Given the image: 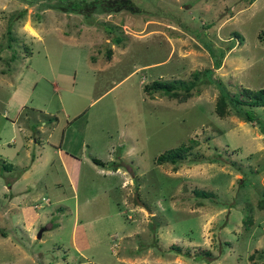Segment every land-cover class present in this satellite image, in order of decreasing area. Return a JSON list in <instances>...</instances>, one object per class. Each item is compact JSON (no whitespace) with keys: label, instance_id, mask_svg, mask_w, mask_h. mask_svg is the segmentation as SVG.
Masks as SVG:
<instances>
[{"label":"rangeland","instance_id":"1","mask_svg":"<svg viewBox=\"0 0 264 264\" xmlns=\"http://www.w3.org/2000/svg\"><path fill=\"white\" fill-rule=\"evenodd\" d=\"M54 1L0 0V264H169L234 234L264 259V133L232 99L264 88V0ZM196 70L177 98L144 89ZM240 106L264 128V104Z\"/></svg>","mask_w":264,"mask_h":264},{"label":"trees","instance_id":"2","mask_svg":"<svg viewBox=\"0 0 264 264\" xmlns=\"http://www.w3.org/2000/svg\"><path fill=\"white\" fill-rule=\"evenodd\" d=\"M64 2L59 3L58 0L54 1V3L50 6L57 7V8H66L67 10H76L79 11L78 8L81 7L80 11L81 13H84L85 15L89 12H100V11H117L121 8L129 10L130 12H135L137 9L134 8L130 2V0H103V2L95 7L94 4H90V6L83 7L82 3L79 0H63ZM261 34L264 36V29L261 30ZM235 34H238L235 32ZM239 35V34H238ZM206 48L210 52V55L212 57V61L214 62V65L217 67L220 63V51H214L213 48H211L209 45L206 44ZM110 49L107 48L106 52H109ZM219 53V54H218ZM199 71V70H198ZM198 71H193L191 74V78L189 80L184 81L182 78H172L168 80H152L149 84L144 85V89L148 90L150 88L154 89H160L161 91H164V93L168 94L172 97H179L178 90L179 88L184 89L186 92L190 90L195 84L199 82V75ZM211 71V68L209 67H203L201 70V74H203L205 77H209L208 74ZM243 90L245 91V96L247 95L248 98L240 99L236 96H233V102L237 103L238 105L243 106H256V105H263L264 104V88H258L256 90H250L249 88L243 87ZM221 99L218 100V105H216V111H218L219 115H222L226 113V108L223 106V98L225 99V95L223 94L221 90ZM227 97V95H226ZM239 105V108L242 109V114L247 120H256L260 127V131L264 133L263 128V122L258 119L252 112L246 110L245 108H241ZM182 145L175 146L173 148H169L161 153H159L156 157L157 160H170L175 161L176 157L179 155L180 157L183 155V151L185 150L186 146L182 149ZM92 160L96 163H99L100 160L92 157ZM2 167H10V163H3ZM195 194L201 195V196H208L206 191L204 190H194ZM251 257V255H250Z\"/></svg>","mask_w":264,"mask_h":264},{"label":"crops","instance_id":"3","mask_svg":"<svg viewBox=\"0 0 264 264\" xmlns=\"http://www.w3.org/2000/svg\"><path fill=\"white\" fill-rule=\"evenodd\" d=\"M24 136H27V135H24ZM28 137H30V135H28ZM35 141L36 139L33 138V142ZM61 141L62 139L59 141L57 148L55 150L53 149L52 151H55L57 155H59L61 162H62V167L65 171V176L68 177L69 180L70 179L72 180L71 187L75 188L77 181L79 179V175H80L79 171H80L82 161L78 156L72 154L71 152L67 150H64L68 156L66 160L65 157L61 155V151H62L61 149L62 147L60 146ZM41 148L44 149L43 146H41ZM38 156L40 157L41 154L39 153ZM89 164L94 165L96 164V162L92 160ZM115 171L116 170H114V172ZM56 184H59V183H56ZM74 194L75 193L73 192V195ZM74 220H75V217H74ZM83 222L84 221H82L81 223ZM231 222H232V225L235 226L236 225L235 223H237L238 220H234ZM72 224H74L75 227L80 226L78 220H76V223H72ZM228 226H231V224L228 223ZM245 232L246 231L244 230V233ZM85 234L86 232L84 233V235ZM248 238L249 237L247 236L242 237L241 235L236 236L234 234L232 238L227 237L226 240H229V242L225 241V246L219 247L218 250H216L215 246H212V248H208V249L204 248L203 250L197 251L196 253H193V254L192 252L185 254V252L182 251L181 248L176 246L177 251H179L178 253L179 254L181 253L180 256H182L183 258L181 259L177 258V259H174L173 261H169L168 263L169 264H264V259H258V260L255 258L248 259V257L246 256L247 254H249V250H250L249 245L251 244V242H253L252 239H248Z\"/></svg>","mask_w":264,"mask_h":264},{"label":"water","instance_id":"4","mask_svg":"<svg viewBox=\"0 0 264 264\" xmlns=\"http://www.w3.org/2000/svg\"><path fill=\"white\" fill-rule=\"evenodd\" d=\"M41 229H39L36 233L37 236H39Z\"/></svg>","mask_w":264,"mask_h":264}]
</instances>
